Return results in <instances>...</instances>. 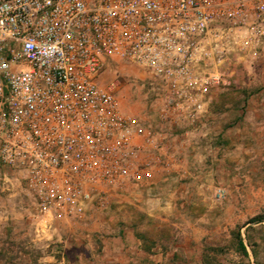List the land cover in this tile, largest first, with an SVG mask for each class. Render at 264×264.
Wrapping results in <instances>:
<instances>
[{"label": "built area", "instance_id": "1", "mask_svg": "<svg viewBox=\"0 0 264 264\" xmlns=\"http://www.w3.org/2000/svg\"><path fill=\"white\" fill-rule=\"evenodd\" d=\"M263 37L264 0H0V182L16 172L41 210L84 214L163 155L121 111L119 72L102 85L112 66L160 81L161 116L198 117L226 83L223 43Z\"/></svg>", "mask_w": 264, "mask_h": 264}, {"label": "rangeland", "instance_id": "2", "mask_svg": "<svg viewBox=\"0 0 264 264\" xmlns=\"http://www.w3.org/2000/svg\"><path fill=\"white\" fill-rule=\"evenodd\" d=\"M223 49L226 83L198 117L161 116L160 81L112 66L102 85L119 72V107L155 129L161 163L70 217L41 210L11 172L0 182V264H264V37Z\"/></svg>", "mask_w": 264, "mask_h": 264}, {"label": "trees", "instance_id": "3", "mask_svg": "<svg viewBox=\"0 0 264 264\" xmlns=\"http://www.w3.org/2000/svg\"><path fill=\"white\" fill-rule=\"evenodd\" d=\"M240 246H241V248L245 251V247H244V244H243V242L240 240Z\"/></svg>", "mask_w": 264, "mask_h": 264}]
</instances>
